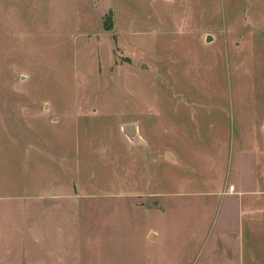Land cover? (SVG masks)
<instances>
[{
  "label": "rangeland",
  "instance_id": "374dc122",
  "mask_svg": "<svg viewBox=\"0 0 264 264\" xmlns=\"http://www.w3.org/2000/svg\"><path fill=\"white\" fill-rule=\"evenodd\" d=\"M238 155L264 264V0H0V264H220Z\"/></svg>",
  "mask_w": 264,
  "mask_h": 264
},
{
  "label": "crops",
  "instance_id": "0c3cea01",
  "mask_svg": "<svg viewBox=\"0 0 264 264\" xmlns=\"http://www.w3.org/2000/svg\"><path fill=\"white\" fill-rule=\"evenodd\" d=\"M170 155L172 158H174L172 154ZM237 157L238 160H234L232 163L234 169L233 171H235V173L232 172L228 175L232 176V180L230 182L234 184L233 190L228 189V183L225 181V179H221V183L219 185L216 182L214 186L211 185L206 190H201L204 196L211 195V197L214 198V201L212 202L204 198L203 200L208 202V206H206V208H212L213 210V215L209 225L213 227L212 229H214V227L217 229L215 234L216 236L218 235V239L215 240L214 244L216 247H218V243H223V246H221V254L223 257L220 261V264H229L228 260L231 259L228 257L230 256L233 258V260L236 258L237 261H241L242 258L243 261L244 255L243 248L241 246L243 239V218L245 216L246 210L248 209L247 207L249 206L247 201L249 192L255 189L256 185H258V177L256 175L257 170H252L254 173L251 172V165L248 162L249 160L246 159L248 157L246 156L244 161L241 156L238 155ZM242 164L244 165V171L240 172L239 169L240 167L242 168ZM210 167H212L214 170H217L219 167L223 168V161H213ZM156 232L158 233V231ZM156 232L153 230H148L147 234L150 237H154ZM215 248H209V250Z\"/></svg>",
  "mask_w": 264,
  "mask_h": 264
},
{
  "label": "water",
  "instance_id": "95a60500",
  "mask_svg": "<svg viewBox=\"0 0 264 264\" xmlns=\"http://www.w3.org/2000/svg\"><path fill=\"white\" fill-rule=\"evenodd\" d=\"M122 130L130 137L134 138L137 134L136 124L133 122H128L122 125Z\"/></svg>",
  "mask_w": 264,
  "mask_h": 264
},
{
  "label": "built area",
  "instance_id": "2783aa9c",
  "mask_svg": "<svg viewBox=\"0 0 264 264\" xmlns=\"http://www.w3.org/2000/svg\"><path fill=\"white\" fill-rule=\"evenodd\" d=\"M228 189H229V190H233V189H234V184H233V183L230 184V185L228 186Z\"/></svg>",
  "mask_w": 264,
  "mask_h": 264
}]
</instances>
